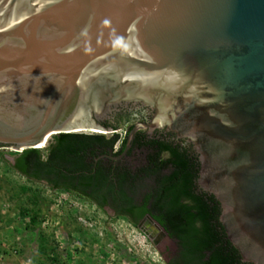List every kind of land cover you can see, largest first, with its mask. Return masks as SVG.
Returning <instances> with one entry per match:
<instances>
[{"label":"water","instance_id":"95a60500","mask_svg":"<svg viewBox=\"0 0 264 264\" xmlns=\"http://www.w3.org/2000/svg\"><path fill=\"white\" fill-rule=\"evenodd\" d=\"M128 104L152 117L107 156L139 127L185 138L227 238L264 264V0H0L1 145L114 131L96 120Z\"/></svg>","mask_w":264,"mask_h":264},{"label":"trees","instance_id":"16d2710c","mask_svg":"<svg viewBox=\"0 0 264 264\" xmlns=\"http://www.w3.org/2000/svg\"><path fill=\"white\" fill-rule=\"evenodd\" d=\"M102 133L54 134L44 149L16 153L11 167L100 209L111 207L134 225L149 214L175 242L166 264H254L243 261L227 238L217 199L197 185L199 161L190 148L158 139L141 143L143 136L137 132L130 150L142 146L146 156L132 162L114 160L107 155L122 152L126 134L115 150L119 133ZM36 217L30 221L36 222Z\"/></svg>","mask_w":264,"mask_h":264},{"label":"rangeland","instance_id":"374dc122","mask_svg":"<svg viewBox=\"0 0 264 264\" xmlns=\"http://www.w3.org/2000/svg\"><path fill=\"white\" fill-rule=\"evenodd\" d=\"M16 153L0 146V264H166L172 256L170 238L155 240L107 208L24 177L11 167Z\"/></svg>","mask_w":264,"mask_h":264},{"label":"flooded vegetation","instance_id":"af4514ba","mask_svg":"<svg viewBox=\"0 0 264 264\" xmlns=\"http://www.w3.org/2000/svg\"><path fill=\"white\" fill-rule=\"evenodd\" d=\"M151 117H152V110L149 109L148 107L142 106L140 104H136V105L128 104V105H118L117 107L113 108L110 112L106 113V115L103 118L96 120V122L107 129L113 128L114 131L122 127L124 128L127 137L129 131L136 124L148 123ZM137 132H139L143 136V138L140 139L141 143L153 139L164 140L171 142L173 145H179L182 147L190 148L191 150L189 149L188 151L190 153H194L197 156V154L192 148V145L185 138L177 137V135L172 131H166L164 129H153L150 132L147 127L145 128L139 127L135 131L134 136ZM133 139L131 140V144ZM0 146H4V145L0 144ZM130 149H131V145L125 154H123L120 158L114 160L125 159L132 162L133 159L136 160L137 158L146 156V148L142 146L137 147V145H135L132 150ZM105 208H107L108 211H110L113 215H117L115 210L112 209L111 207L106 206ZM122 217L127 219L126 216H122ZM143 217H141L139 222L142 220Z\"/></svg>","mask_w":264,"mask_h":264},{"label":"bare ground","instance_id":"6f19581e","mask_svg":"<svg viewBox=\"0 0 264 264\" xmlns=\"http://www.w3.org/2000/svg\"><path fill=\"white\" fill-rule=\"evenodd\" d=\"M89 131H92V132H98V133H100V132H105V131L98 130V129H93V128L89 129ZM51 135H52V134H50V136H51ZM50 136H48V137L46 138L45 142H43V143L41 142V144L37 145L36 147H37V148H43V147H46L45 145H46V143H47V140L50 138ZM150 228L153 229V226H150Z\"/></svg>","mask_w":264,"mask_h":264},{"label":"built area","instance_id":"2783aa9c","mask_svg":"<svg viewBox=\"0 0 264 264\" xmlns=\"http://www.w3.org/2000/svg\"><path fill=\"white\" fill-rule=\"evenodd\" d=\"M114 132L119 133L117 130L114 131ZM119 135H120V139L117 141V143H116L115 146H114V149H115V150L118 148L121 139L124 137V135H125V130L123 131V134L119 133Z\"/></svg>","mask_w":264,"mask_h":264}]
</instances>
